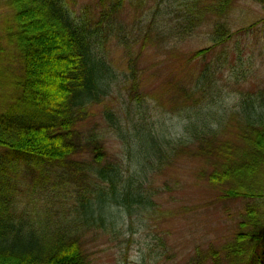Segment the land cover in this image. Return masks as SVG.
Returning a JSON list of instances; mask_svg holds the SVG:
<instances>
[{
  "label": "trees",
  "instance_id": "obj_1",
  "mask_svg": "<svg viewBox=\"0 0 264 264\" xmlns=\"http://www.w3.org/2000/svg\"><path fill=\"white\" fill-rule=\"evenodd\" d=\"M77 1L0 0V264H91L86 232L106 225L102 210L113 201L125 205L132 225L135 211L171 216L177 207L201 211L222 200L239 202L237 219L219 245L198 244L185 264H264V93L240 92L227 107L223 101L233 95L216 72L191 63L232 37L227 18L238 0H91L79 10ZM131 13L138 23L130 36L125 22ZM201 28H208L211 43L183 50L182 41ZM150 48L155 59L147 65ZM119 49L124 66L113 55ZM169 62L185 73L179 77L173 67L158 72L159 85L146 87L150 66ZM122 83L128 97L118 94V102L114 94ZM97 106L103 124L123 139L119 162L109 158L103 128L86 127ZM154 110L182 117L184 134L157 126ZM125 159L137 167L126 174ZM178 161L186 173L172 175L173 185L201 196L171 195L182 203L160 211L155 177ZM20 171L28 190L38 193L61 177L76 182L79 218L19 208ZM92 189L98 191L93 204Z\"/></svg>",
  "mask_w": 264,
  "mask_h": 264
},
{
  "label": "rangeland",
  "instance_id": "obj_2",
  "mask_svg": "<svg viewBox=\"0 0 264 264\" xmlns=\"http://www.w3.org/2000/svg\"><path fill=\"white\" fill-rule=\"evenodd\" d=\"M88 2H91V0H78L76 9H81ZM227 19L234 31L229 41L210 50L206 57L198 58L197 61L191 63L193 68L197 70L209 65V69L216 72V79L225 89L227 95H233L223 101L229 107L239 101L240 92H255L262 89V93H264V2L238 0ZM125 23H129V28L126 31L128 33L129 30L136 28L138 18L134 20L133 13H131ZM242 28H245L246 31H243ZM128 35L131 36L130 33ZM210 43L208 28H201L197 34L182 41L181 47L185 51H192ZM113 48L111 45V49ZM122 53L121 49L113 52L117 66H124L125 64ZM153 53V48L148 49L145 53L143 59L147 57V65H150L155 59ZM172 67V71H175L179 77L185 73L181 68V64L177 62L166 63L162 69H156L151 65L147 71L150 75L145 86L152 88L159 85L160 77L163 76V73L164 75L167 74ZM158 72L161 74L160 77L156 75ZM235 72L238 74L237 77ZM123 87L122 83V91L114 94L118 102L120 101L119 95L122 99L128 97ZM210 89H212V86H210ZM235 94L237 96H234ZM220 103H222V100ZM219 104L218 106H224ZM94 111L95 113L88 118L86 127L87 129H94V132H100L103 128L109 158L113 162H119L120 156L126 153L123 139L115 134L113 128L107 123L103 124V116L98 106ZM153 114L156 125L166 127V130L172 136L184 134V131H186L185 121L178 114L161 116L156 115L155 110ZM18 164L24 166L25 162H19ZM122 164L121 172L124 174L127 173L128 169L134 170L137 168L136 163L132 160L129 162V159H125ZM181 165V161H178L174 166H165L158 171L157 177L153 176L156 178V186L159 187V193H155V198H158L160 211L165 210L170 204H181L180 197L196 199L201 196V193L195 189H181L173 185L174 180H171L174 177H171L172 175L185 176L186 169L184 165L181 168ZM20 179V186L25 191L23 190L24 192L22 191L19 194V208L22 209L27 205H32V208L27 209L28 213H38V210L41 211L46 208L49 209L45 214L46 217L53 214L52 218H79L76 205L79 203V185L76 182L68 177L67 179L61 177L58 184H53V188L44 189L43 193H38L39 189L28 190L30 186L27 182L24 183L26 178L21 171ZM166 179L172 185H167L165 183ZM119 183L118 178L117 187ZM133 185L137 187L138 179L137 182L134 181ZM181 191L185 193L181 194ZM97 194L96 189L91 190L90 201L92 204L97 200ZM171 195L179 199H172ZM119 200H121L120 197ZM124 206L122 202H110L109 207L102 210L107 219L106 225L99 226L95 231L86 232L91 237L89 242L91 264H172V262L185 264V261L194 253L198 244H201L205 249L209 246V243L219 245L224 240L225 234L234 220L237 219L236 210L239 202L235 200L215 201L201 211L200 208L198 210L179 211L180 209L177 207L178 215L173 214L171 216L163 211L162 213L151 211L142 212L141 214L135 211L132 225L130 224V216H125L122 211ZM96 211L99 214L100 210L96 209ZM112 219H115L113 225L110 224ZM171 228L172 232L170 231ZM159 236L161 237L159 238ZM161 241H165L167 247Z\"/></svg>",
  "mask_w": 264,
  "mask_h": 264
}]
</instances>
